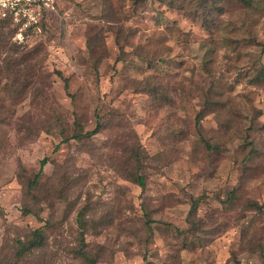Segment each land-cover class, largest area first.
Returning a JSON list of instances; mask_svg holds the SVG:
<instances>
[{
	"label": "rangeland",
	"instance_id": "rangeland-1",
	"mask_svg": "<svg viewBox=\"0 0 264 264\" xmlns=\"http://www.w3.org/2000/svg\"><path fill=\"white\" fill-rule=\"evenodd\" d=\"M176 1L0 23V264H264V0Z\"/></svg>",
	"mask_w": 264,
	"mask_h": 264
},
{
	"label": "built area",
	"instance_id": "built-area-1",
	"mask_svg": "<svg viewBox=\"0 0 264 264\" xmlns=\"http://www.w3.org/2000/svg\"><path fill=\"white\" fill-rule=\"evenodd\" d=\"M52 9H55V0H0V17L12 19L21 40L23 32L34 25L39 27L44 11Z\"/></svg>",
	"mask_w": 264,
	"mask_h": 264
},
{
	"label": "trees",
	"instance_id": "trees-1",
	"mask_svg": "<svg viewBox=\"0 0 264 264\" xmlns=\"http://www.w3.org/2000/svg\"><path fill=\"white\" fill-rule=\"evenodd\" d=\"M198 2L199 1H204L205 2V0H197ZM170 2H171V4H175V3H177V1L176 0H170ZM200 3V2H199ZM180 6H182V8H185L184 7V5L183 4H181ZM47 11H45V13H46ZM0 23H3L5 26L7 25V26H9L12 30L11 31H13V36H14V38H16V36H17V33H18V26L12 21V19H10V18H2V17H0ZM40 29V27H37V26H32V27H30V28H28V29H26L24 32H23V39L22 40H20L21 42L20 43H23L24 41H25V39H27V38H29V36L30 35H32L34 32H37V30H39ZM6 34L4 33V31L2 32V31H0V45H8V43H7V37L5 36ZM264 45V44H263ZM260 78L261 77H258L256 80H260ZM67 81V80H66ZM68 83L66 82V85H67ZM200 122H201V119H200V117H199V115H198V119H197V125L198 126H200ZM100 128H101V122H98L97 123V125H96V127L92 130V131H89V132H86V133H82V132H80V133H75V134H73L71 137H70V139L71 138H77V139H79V138H81V137H85V136H92V135H94V134H96V133H98L99 132V130H100ZM69 138H67L66 140H70ZM208 144V143H207ZM208 146H209V144H208ZM57 148V147H56ZM49 157H44L42 160H41V170H43V168H44V166L49 162ZM41 177V173L39 172V173H37L36 174V176H35V178L33 179V181L31 182V184L32 185H35V184H37L38 183V180H39V178ZM136 180L139 182V184H140V186H142V187H144L145 186V180H144V176H143V174H142V171H141V168H139L138 170H137V177H136ZM253 205L254 206H258V203H256V202H253ZM194 209H195V204H193L192 205V212L194 211ZM35 239L34 240H32V241H30V245L29 246H32V245H36V244H39L40 243V241H41V234H40V229H37L35 232ZM20 242V244L22 245V248H23V241H19Z\"/></svg>",
	"mask_w": 264,
	"mask_h": 264
}]
</instances>
